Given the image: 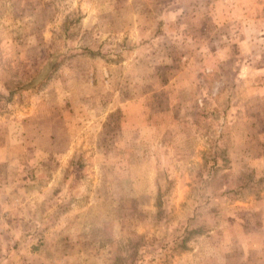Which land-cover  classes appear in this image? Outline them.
<instances>
[{"label":"rangeland","instance_id":"rangeland-1","mask_svg":"<svg viewBox=\"0 0 264 264\" xmlns=\"http://www.w3.org/2000/svg\"><path fill=\"white\" fill-rule=\"evenodd\" d=\"M147 1L0 0V218L35 264H264L262 85Z\"/></svg>","mask_w":264,"mask_h":264},{"label":"crops","instance_id":"crops-1","mask_svg":"<svg viewBox=\"0 0 264 264\" xmlns=\"http://www.w3.org/2000/svg\"><path fill=\"white\" fill-rule=\"evenodd\" d=\"M145 8L150 9L149 14L159 12L167 23L176 21L179 40L201 42L195 46L194 54L208 58L215 53L221 55L219 62L234 57L232 88L246 80L248 85H262L264 91V79L260 80L264 76V0H150ZM228 98L225 110L232 111L233 104ZM6 221L9 218H0V225L5 222L9 227L0 226V264H35L36 257L28 249L31 246L19 238L22 221L13 218L10 224Z\"/></svg>","mask_w":264,"mask_h":264}]
</instances>
